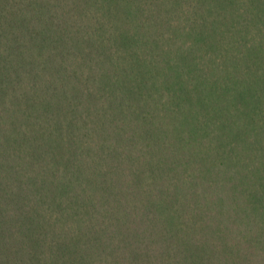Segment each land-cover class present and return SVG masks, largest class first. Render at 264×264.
<instances>
[{
    "label": "trees",
    "instance_id": "1",
    "mask_svg": "<svg viewBox=\"0 0 264 264\" xmlns=\"http://www.w3.org/2000/svg\"><path fill=\"white\" fill-rule=\"evenodd\" d=\"M0 264H264V0H0Z\"/></svg>",
    "mask_w": 264,
    "mask_h": 264
}]
</instances>
